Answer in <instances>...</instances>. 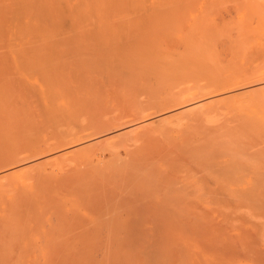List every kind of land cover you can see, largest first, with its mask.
Segmentation results:
<instances>
[{
	"label": "bare ground",
	"instance_id": "bare-ground-1",
	"mask_svg": "<svg viewBox=\"0 0 264 264\" xmlns=\"http://www.w3.org/2000/svg\"><path fill=\"white\" fill-rule=\"evenodd\" d=\"M211 1L0 0V264H264V222L230 231L264 218V0Z\"/></svg>",
	"mask_w": 264,
	"mask_h": 264
},
{
	"label": "rangeland",
	"instance_id": "rangeland-1",
	"mask_svg": "<svg viewBox=\"0 0 264 264\" xmlns=\"http://www.w3.org/2000/svg\"><path fill=\"white\" fill-rule=\"evenodd\" d=\"M214 1L216 2L217 0H213V1H211V2H213L214 3ZM228 1V2H227ZM241 1V2H240ZM245 1V2H244ZM233 4L234 6L236 5V8L239 10V8L240 7H238L239 5L238 4H240V5H242L241 7H243L242 9H247L248 10V12L250 13V14H255V11L257 12L258 11V9L259 8H261V5L263 4V1H262V3H260V0H218L216 3H214V4H212V6L210 5V3H209V5H208V3H206V4H203L204 5V7H205V5L210 9L209 11L207 10L204 14L205 15H209L208 17L207 16H202V17H200L199 18V16H197L196 15V13L194 14H192L191 15V13L190 12H183V13H180V14H178V15H175L174 17H172V16H165L164 17V15L163 16H161L160 15V17L159 18H165L164 20L162 19V20H158V18H155V21H157L158 23L160 22V24H165V25H167L165 28H164V30L166 31V33H169L170 34V32H172V34H175V33H177V32H179L181 29H183L184 27H187V26H189L191 23H202L201 21L203 20V18L205 17V18H208V20H219V18L221 17V16H224V15H226L227 13H229L231 10V12H235V10L236 9H234L235 7H232L233 5H229V4ZM235 3V4H234ZM237 3V4H236ZM216 4V5H215ZM219 4V5H218ZM200 5H202V3H194V4H192V6L193 7H198V6H200ZM214 5V6H213ZM227 5V6H226ZM215 6H217V7H215ZM229 6V7H228ZM221 7V8H220ZM228 7V8H227ZM263 7H264V4H263ZM223 9V12L220 10V9ZM228 10H227V9ZM241 9V8H240ZM224 10H226V11H224ZM261 10H263V9H261ZM217 11V12H216ZM218 11H220V12H218ZM218 14V13H220L221 14V16H220V14L219 15H217L216 13ZM220 16V17H219ZM181 17V18H180ZM202 18V20L200 21V19ZM168 19V20H167ZM198 22H197V21ZM205 20V19H204ZM203 20V22H205ZM153 21V20H152ZM151 21V22H152ZM162 21L164 22V23H162ZM168 21V22H167ZM157 22L155 23V24H157ZM207 23V22H206ZM183 25V26H182ZM168 28V29H167ZM153 29V28H152ZM149 31H151V28L149 29ZM148 31V32H149ZM123 32V31H122ZM153 32H155L156 33V31H155V29H153L152 30V32L151 33H148L150 36V38H151V36L153 35L154 36V34H152ZM156 35V34H155ZM153 36H152V38L151 39H153ZM95 36H91V38H94ZM107 37H116V35H114L113 36V34H112V36H107ZM156 37V36H155ZM101 38H106V37H101ZM39 64H41V63H37L36 64V66H34V64L32 65L31 63H30V65H26V66H21V67H18V68H11V69H13V72L16 74V72L15 71H17L18 70V77L16 76L15 78L17 79V78H20V79H23V81H24V79H26L25 81V83H28V84H30V86H32V85H34L35 83H34V81H36L37 80V78H39V77H37V75H40V71H39ZM43 66V65H42ZM26 68V69H25ZM19 71H23V73L22 72H19ZM25 72V73H24ZM13 73V74H14ZM20 73V74H19ZM22 74V76H20ZM12 75V74H11ZM8 77H6V78H8V81H7V79H5V80H2V81H7V83H9L8 85L9 86H11V83L13 82V80H15V79H11L10 80V78H13V77H10L9 76V74L7 75ZM20 76V77H19ZM36 76V78H35V80H33L34 79V77ZM9 80L11 81V82H9ZM18 80V79H17ZM20 82V81H19ZM18 81L16 82V84H19V85H17L16 86V84H15V82H14V84L12 85L13 87L14 86H16V87H20V84L22 83H19ZM4 83H6V82H4ZM24 82L22 83V84H24V86H26V88L28 87L27 85L28 84H25ZM7 85V84H6ZM11 86V89L9 90L8 89V91L10 92L11 90L13 91V89L14 88H16V87H12ZM24 86L22 85V87H21V90L24 88ZM34 87V86H33ZM10 88V87H9ZM29 88V87H28ZM17 89V88H16ZM15 89V90H16ZM19 89V88H18ZM20 90V89H19ZM7 91V92H8ZM17 91V93H18V90H16ZM23 91H25L24 89H23ZM5 93L6 95L5 96H9L10 94L12 95V93L14 92H11V93H9V95H8V93ZM14 94V93H13ZM239 206H237L236 207V212L235 211H233V212H231V208H229L230 210H228L227 209V213L229 214L230 213V215L232 214V213H234V215L233 216H235V214L237 215V216H235V217H237L236 219H232L231 221H233L234 222V220L236 221L235 223V225H234V223L232 224V222L230 223L229 222V224H232L231 226H230V231H232V232H236V231H238V232H243V231H252L253 229H255L256 230V228L257 227H260V225H259V223L261 222H264V218H261V219H263L262 221L260 220V216H259V214L257 215L256 213H255V211H257V210H255V211H253V209H251L252 207H248V206H242L241 208L239 207V209H237ZM233 209H235V208H233ZM184 211H179V213L178 212H175V213H178L179 214V216H178V214H177V216L179 217V218H184V217H186L187 215H188V213L185 211L184 213H183ZM226 212H224V213H226ZM171 213V212H170ZM174 213V212H173ZM172 213V214H173ZM174 213V214H175ZM185 213H186V215H185ZM226 213V214H227ZM259 213V212H258ZM174 214H173V217H174ZM216 214H218V212H216ZM169 215H171V214H169ZM181 215H183V216H181ZM262 215V214H261ZM175 216H176V214H175ZM181 216V217H180ZM232 216V217H233ZM222 216H221V214H219V218H221ZM262 217H263V215H262ZM260 220V221H259ZM158 223V224H157ZM257 223H258V226H256L257 225ZM260 223V224H261ZM147 224V223H146ZM262 224H264V223H262ZM261 224V226H263ZM158 225H160L159 224V222H155V221H152L151 223H148L147 224V226L146 225H142V226H140V227H138L137 228V230H136V235H137V237H135V239L138 241V243H142V242H144V243H146L145 241H147V242H152V241H154V239H155V237H154V235L155 234H157V232H158V230H160L161 229V227H159ZM146 226V227H145ZM144 227V228H143ZM153 227H155L156 229V231L154 230V228ZM231 227H232V230H231ZM146 228H148V229H146ZM152 228V229H151ZM160 228V229H159ZM141 229V230H140ZM147 230V233H146V231H143V230ZM158 229V230H157ZM261 229H264V226H263V228H260L259 229V231L261 230ZM141 232V231H143V232H141V233H139V231ZM176 231H179L178 229H175ZM149 231V232H148ZM155 231V232H154ZM175 231V232H176ZM263 231V230H262ZM145 232V234H150V236H149V234L148 235H145V236H143L144 233ZM140 235H139V234ZM262 233H264V232H262ZM154 234V235H153ZM262 235V234H261ZM264 235V234H263ZM141 236V237H140ZM146 236H149L148 238H151V236H152V238L151 239H149V241L147 240V238H146ZM138 237H139V239H138ZM146 239H145V238ZM154 238V239H153ZM136 241V242H137ZM142 241V242H141ZM135 242V243H136ZM134 243V244H135ZM138 243H136V244H138ZM134 244L132 245V246H134ZM135 244V245H136ZM197 249L195 250V249H192V252L195 254V256L194 257H192L191 255H194L193 253L191 254V249H190V251L188 252L189 254V256L190 257H192V259L193 260H195L196 258H197V260H198V262H201V263H199V264H204L202 261H199L200 260V256H198L199 255V253H197V252H199L200 250H201V247L199 248V246L198 247H196ZM194 250V251H193ZM198 250V251H197ZM204 251V250H203ZM203 251L201 252V256L203 257H205V259H204V257H203V260H205L206 261V256L207 255H209V254H207L206 255V253L207 252H204V254H203ZM247 252H245L244 254H242V255H240V256H238L235 260H234V263L235 262H247V263H249V264H257V262H255V260H253V258L251 257V256H249L248 254H246ZM198 256V257H197ZM201 260H202V258H201ZM196 261V260H195ZM198 262H196L195 264H197Z\"/></svg>",
	"mask_w": 264,
	"mask_h": 264
}]
</instances>
